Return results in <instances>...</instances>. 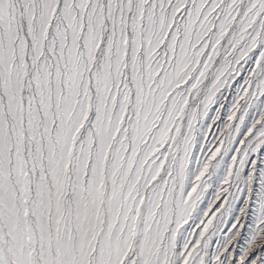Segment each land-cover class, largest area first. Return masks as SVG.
Instances as JSON below:
<instances>
[{"label":"snow or ice","instance_id":"snow-or-ice-1","mask_svg":"<svg viewBox=\"0 0 264 264\" xmlns=\"http://www.w3.org/2000/svg\"><path fill=\"white\" fill-rule=\"evenodd\" d=\"M0 264H264V0H0Z\"/></svg>","mask_w":264,"mask_h":264},{"label":"rangeland","instance_id":"rangeland-1","mask_svg":"<svg viewBox=\"0 0 264 264\" xmlns=\"http://www.w3.org/2000/svg\"><path fill=\"white\" fill-rule=\"evenodd\" d=\"M242 82V81H241ZM213 132L215 133V129H213ZM209 140H212V135H209ZM214 143V142H213ZM213 145H209V147H212ZM211 190L207 194V199H211ZM207 206V200L204 204L201 205V207ZM239 204H237L234 208L231 214H226L224 217V222L220 223L219 220H217L215 223L217 225L215 229V235L212 236V240L210 242V251H214L217 247V242L219 241L221 245V252H223V246L227 243L229 250L231 253H233L236 258L238 259L239 256V250L246 247L245 240L246 238L250 237L252 235L253 228L255 226V220H254V213L251 210V208H254L255 205L253 204L248 212V215L241 218L240 224L243 225L242 227H238L236 231L240 233V235H235L233 231H230L232 228V224L236 223L235 217L239 215ZM199 221H196L193 223L192 221H189V224L192 225L193 228H195V224H198ZM187 227V226H186ZM226 238L228 240L226 241ZM258 247V246H257ZM256 249H253L255 251Z\"/></svg>","mask_w":264,"mask_h":264}]
</instances>
